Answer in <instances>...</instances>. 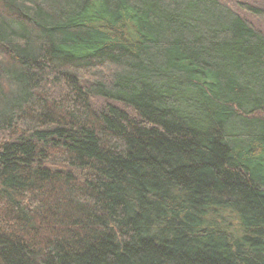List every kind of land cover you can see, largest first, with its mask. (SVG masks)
I'll list each match as a JSON object with an SVG mask.
<instances>
[{
    "label": "trees",
    "instance_id": "16d2710c",
    "mask_svg": "<svg viewBox=\"0 0 264 264\" xmlns=\"http://www.w3.org/2000/svg\"><path fill=\"white\" fill-rule=\"evenodd\" d=\"M0 264H264V0H0Z\"/></svg>",
    "mask_w": 264,
    "mask_h": 264
},
{
    "label": "rangeland",
    "instance_id": "374dc122",
    "mask_svg": "<svg viewBox=\"0 0 264 264\" xmlns=\"http://www.w3.org/2000/svg\"><path fill=\"white\" fill-rule=\"evenodd\" d=\"M225 1V3H227V0H224Z\"/></svg>",
    "mask_w": 264,
    "mask_h": 264
}]
</instances>
